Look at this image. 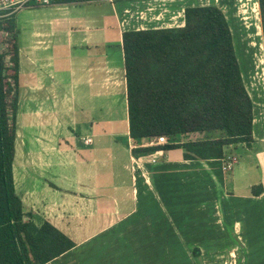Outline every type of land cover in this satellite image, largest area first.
<instances>
[{"label":"crops","instance_id":"crops-1","mask_svg":"<svg viewBox=\"0 0 264 264\" xmlns=\"http://www.w3.org/2000/svg\"><path fill=\"white\" fill-rule=\"evenodd\" d=\"M208 1L56 0L14 16L20 58L16 190L26 212L75 244L47 264H264L259 0L248 41L238 20H247L248 3L237 4V57L254 104V141L231 146L226 159L186 160L183 149L152 153L161 152L157 163L148 159L152 154L133 155L123 33L183 27L186 8L215 5L235 45L224 9L232 5Z\"/></svg>","mask_w":264,"mask_h":264},{"label":"trees","instance_id":"trees-1","mask_svg":"<svg viewBox=\"0 0 264 264\" xmlns=\"http://www.w3.org/2000/svg\"><path fill=\"white\" fill-rule=\"evenodd\" d=\"M13 18L0 19V264H47L75 244L26 212L16 190L20 58ZM123 49L135 157L183 149L186 160L226 159L231 146L254 141V104L221 8H186L183 27L124 32ZM192 134L205 138L185 140ZM158 136L177 144L143 146Z\"/></svg>","mask_w":264,"mask_h":264},{"label":"rangeland","instance_id":"rangeland-1","mask_svg":"<svg viewBox=\"0 0 264 264\" xmlns=\"http://www.w3.org/2000/svg\"><path fill=\"white\" fill-rule=\"evenodd\" d=\"M137 1V0H136ZM214 2L216 3V0H214ZM214 2L212 1V0H209L207 3L208 4H214ZM228 3H230L231 5H232V7L230 8V9H228V7H224V9H225V11H226V13L229 15V18H230V21L232 20V29H233V31H234V36H235V47H236V53H237V4L239 3V5L240 6H242V5H244V3H248V5H244L245 7V9L246 10H248V11H246V16H244V18H247V20L246 21H244V19H242V20H240V19H238L239 20V22L241 23V25H242V29H241V33H242V35H243V33H245L244 35H243V39L245 40V41H248L249 40V36L247 35V32H249L250 31V27L249 28H247V24H248V22H250L251 20H257L256 18H255V16H254V14H252L253 12H252V8H253V1L252 2H250V0L248 1V0H245V1H243V0H228ZM259 8V7H258ZM231 10V11H230ZM258 11H260V18H261V25H262V14H261V9L259 8L258 9ZM133 14V13H132ZM257 14V13H256ZM181 15L182 14H180V13H178L177 15H176V19L177 20H179V17H181ZM249 19V20H248ZM133 20V19H132ZM132 20H131V22H132ZM233 20H235L234 22H233ZM135 21H137V20H135ZM134 21V22H135ZM245 22H247L246 24H245ZM252 26V25H251ZM255 26V25H254ZM253 26V27H254ZM252 28V27H251ZM263 29V28H262ZM258 35H256V34H254V35H252V39H253V42H255V43H258L257 42V37ZM264 37V36H263ZM3 48V50L6 52V46H3L2 47ZM239 52V55H241V53H243L244 54V52L245 51H238ZM256 54L258 55H255V56H250V52H245V55H247V56H249L250 57V59H257L258 57H261L260 55H259V52H256ZM254 59V60H255ZM254 71H255V68H254ZM259 78L260 77H255V81H256V83H257V81L259 80ZM263 78L264 77H262L258 82L259 83H257V84H260L261 82H262V80H263ZM252 79V78H251ZM19 134H20V136H19V140H24V133H22L21 131H19ZM205 138V136L204 135H201V134H192V135H190V136H188V137H186V139L185 140H198V139H204ZM235 154H236V156H237V149L235 150Z\"/></svg>","mask_w":264,"mask_h":264},{"label":"built area","instance_id":"built-area-1","mask_svg":"<svg viewBox=\"0 0 264 264\" xmlns=\"http://www.w3.org/2000/svg\"><path fill=\"white\" fill-rule=\"evenodd\" d=\"M55 1L56 0H0V19L13 18L16 14L26 9L48 7L53 5ZM252 1L254 3V0H250V2ZM91 142L92 141L90 139L87 140V143ZM146 143L147 144H145V146H164L169 144H177V142H171L165 136L149 138L147 139ZM160 156L161 152H158L157 154L148 156V159L152 163H157ZM230 167L231 166H229V168Z\"/></svg>","mask_w":264,"mask_h":264},{"label":"bare ground","instance_id":"bare-ground-1","mask_svg":"<svg viewBox=\"0 0 264 264\" xmlns=\"http://www.w3.org/2000/svg\"><path fill=\"white\" fill-rule=\"evenodd\" d=\"M253 8H254V6H253ZM253 8H252L251 10H252V12H253V13H255V14H256V13H257V11H256V10H254ZM257 14H258V13H257ZM259 37H260V36H259Z\"/></svg>","mask_w":264,"mask_h":264}]
</instances>
